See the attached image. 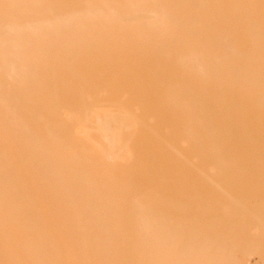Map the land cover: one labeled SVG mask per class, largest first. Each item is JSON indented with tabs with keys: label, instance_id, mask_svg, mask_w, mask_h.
I'll return each instance as SVG.
<instances>
[{
	"label": "bare ground",
	"instance_id": "1",
	"mask_svg": "<svg viewBox=\"0 0 264 264\" xmlns=\"http://www.w3.org/2000/svg\"><path fill=\"white\" fill-rule=\"evenodd\" d=\"M0 264H264V0H0Z\"/></svg>",
	"mask_w": 264,
	"mask_h": 264
}]
</instances>
